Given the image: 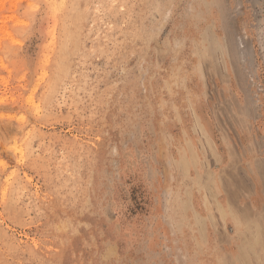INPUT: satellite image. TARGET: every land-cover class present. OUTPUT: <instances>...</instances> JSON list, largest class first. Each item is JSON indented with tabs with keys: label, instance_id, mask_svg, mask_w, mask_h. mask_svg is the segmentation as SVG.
<instances>
[{
	"label": "rangeland",
	"instance_id": "374dc122",
	"mask_svg": "<svg viewBox=\"0 0 264 264\" xmlns=\"http://www.w3.org/2000/svg\"><path fill=\"white\" fill-rule=\"evenodd\" d=\"M22 263L264 264V0H0V264Z\"/></svg>",
	"mask_w": 264,
	"mask_h": 264
},
{
	"label": "bare ground",
	"instance_id": "6f19581e",
	"mask_svg": "<svg viewBox=\"0 0 264 264\" xmlns=\"http://www.w3.org/2000/svg\"><path fill=\"white\" fill-rule=\"evenodd\" d=\"M72 1H74V0H72ZM75 4H76V2H75ZM75 4H74V6H75ZM78 5V4H77ZM72 8H75V7H72ZM68 15H70V14H68ZM76 15V14H75ZM78 15V14H77ZM77 17V16H76ZM70 19V18H69ZM72 19V18H71ZM74 19V18H73ZM76 19V18H75ZM74 19V20H75ZM78 20V19H77ZM79 21H80V19H79ZM69 22H72V21H69ZM78 23V22H77ZM74 24H76V23H74ZM78 26H79V24H78ZM71 27V26H70ZM75 29V28H74ZM69 30V29H68ZM67 30V31H68ZM73 31H75V30H73ZM77 31V30H76ZM70 32V31H69ZM67 34H68V32H67ZM71 36V35H70ZM205 36V35H204ZM204 38H206V37H204ZM230 39V41L232 40V38L231 37H229ZM65 39H66V37H65ZM73 40V39H72ZM204 40V39H203ZM71 40H69L68 42H70ZM215 42V41H214ZM214 42H213V44H214ZM242 42V41H241ZM205 43V42H204ZM209 43V42H208ZM220 43V42H219ZM199 44V43H198ZM240 44V43H239ZM208 45V44H207ZM204 46V45H203ZM240 46H241V44H240ZM208 47V46H207ZM200 48V47H199ZM205 48V47H204ZM204 48H203V50H204ZM206 49V48H205ZM208 49V48H207ZM210 51V50H209ZM208 51V52H209ZM197 52L198 51H196V54H197ZM204 54V53H203ZM198 64H199V62H198ZM199 66V65H198ZM198 71V70H197ZM175 110V109H174ZM194 112V111H193ZM194 114V113H193ZM199 124V123H198ZM194 125V124H193ZM195 126V125H194ZM200 127V126H199ZM197 128V127H196ZM211 128V127H210ZM199 129V128H198ZM198 131V130H197ZM207 136V135H206ZM206 139V138H205ZM211 140V139H210ZM209 140V141H210ZM212 141V140H211ZM210 141V142H211ZM174 142V141H173ZM224 142V141H223ZM183 143V142H182ZM206 143V142H205ZM209 143V142H208ZM226 143V142H225ZM211 144V143H210ZM188 145H189V143H188ZM209 145V144H208ZM212 145V144H211ZM190 147V146H189ZM177 148V147H176ZM210 148V147H209ZM214 148V147H213ZM178 149V148H177ZM191 151H192V149H191ZM201 151V150H200ZM213 151V150H212ZM193 152V151H192ZM202 152V151H201ZM191 154V153H190ZM197 154V153H196ZM202 155V154H201ZM216 155V154H215ZM181 156V155H180ZM179 156V157H180ZM192 156V155H191ZM198 156V155H197ZM203 156V155H202ZM185 157V156H184ZM185 159V158H184ZM191 159V158H190ZM201 159V158H200ZM202 160V159H201ZM201 160H200V162H201ZM180 161V160H179ZM181 161H182V159H181ZM186 162V161H185ZM184 162V164L186 165L187 163H185ZM204 162V161H203ZM191 163V162H190ZM197 163H198V161H197ZM196 165V164H195ZM184 170V169H183ZM211 170H209V172H210ZM212 172V171H211ZM181 173V172H180ZM196 173V172H195ZM192 174V173H191ZM199 175V174H198ZM192 176V175H191ZM214 176V175H213ZM183 178H185V177H183ZM183 178H181V179H183ZM194 178H196V177H194ZM178 179V178H177ZM180 179V178H179ZM186 179V178H185ZM189 179V178H188ZM213 179V178H212ZM187 180V179H186ZM186 180H184V181H186ZM190 180V179H189ZM192 180V179H191ZM198 180V179H197ZM200 180H202L201 179V177H200ZM179 181V180H178ZM178 181H176V182H178ZM181 182V181H180ZM200 183H201V181H199ZM182 183V182H181ZM204 183V182H203ZM218 183V182H217ZM205 185V184H204ZM177 186H180V185H177ZM182 187V186H181ZM199 187V186H198ZM218 188V187H217ZM182 189V188H181ZM190 189V188H189ZM206 189V188H205ZM207 190V189H206ZM213 191H214V189H213ZM216 191H217V189H216ZM219 191V190H218ZM213 193V192H212ZM192 194V193H191ZM190 196V195H189ZM180 198V197H179ZM191 200V199H190ZM212 200V199H211ZM215 200V199H214ZM175 201V200H174ZM183 201V200H182ZM219 201V200H218ZM229 201H230V199H229ZM204 202V201H203ZM207 202V201H206ZM221 202V201H220ZM174 203V202H173ZM175 204V203H174ZM207 206V205H206ZM229 206V205H228ZM220 208V207H219ZM221 208H223V206L221 207ZM230 208V207H229ZM170 209V208H169ZM172 209V208H171ZM170 209V210H171ZM180 211V210H179ZM238 211V210H237ZM240 212V211H239ZM246 212V211H245ZM171 214V213H170ZM193 214V213H192ZM201 214V213H200ZM211 214V213H210ZM248 214V213H247ZM251 214V213H250ZM187 215H188V213H187ZM176 216V215H175ZM210 216V215H209ZM232 216V215H231ZM186 217V216H185ZM247 217V216H246ZM188 218V217H187ZM249 218V217H248ZM205 219V218H204ZM211 219V218H210ZM246 219V218H245ZM255 219V218H254ZM212 220V219H211ZM262 220V219H261ZM258 221V220H257ZM188 222V221H187ZM178 223V222H177ZM250 223V222H249ZM181 224V223H180ZM199 224V223H198ZM206 224V223H205ZM191 226V225H190ZM202 226V225H201ZM249 226H250V224H249ZM255 226V225H254ZM262 226V225H261ZM180 227H178V229H179ZM189 228V227H188ZM202 229V228H201ZM198 232V231H197ZM205 232V231H204ZM192 233V232H191ZM206 233V232H205ZM204 233V234H205ZM193 234V233H192ZM191 234V235H192ZM249 234V233H248ZM251 234V233H250ZM183 235V234H182ZM253 235H254V237H253ZM185 236V235H184ZM189 236V235H188ZM249 237V236H248ZM255 237H257V232H253L252 231V237H251V240L248 242L250 245H255V243L257 244L258 242H256V240H255ZM187 238V237H186ZM197 238V237H196ZM242 238H247V237H242ZM250 238V237H249ZM258 238V237H257ZM192 239V238H191ZM208 240V239H207ZM182 241V240H181ZM197 241V240H196ZM205 241V240H204ZM189 242V241H188ZM241 242H242V240H241ZM46 243V242H45ZM182 243V242H181ZM192 243V242H191ZM261 243H262V241H261ZM261 243H259V244H261ZM245 244V243H244ZM263 244V243H262ZM183 246V245H182ZM195 246V245H194ZM193 246V247H194ZM261 246V245H260ZM263 246V245H262ZM190 247V246H189ZM192 247V246H191ZM20 248V247H19ZM195 248V247H194ZM248 248H250V247H245V248H243V247H241L240 248V253L238 254L239 256H241V257H245V256H248L250 253H248V255H246L247 254V251L249 250ZM34 249V248H33ZM183 249V248H182ZM34 251V250H33ZM207 251V250H206ZM24 252V251H23ZM40 252H42V251H40ZM47 252V251H46ZM255 252V251H254ZM29 253V252H28ZM37 253H39V252H37ZM44 253V252H43ZM205 253V252H204ZM23 254V253H22ZM196 254V253H195ZM201 254H202V252H201ZM256 254V253H255ZM197 255V254H196ZM237 255V256H238ZM28 256V255H27ZM38 256V255H37ZM200 256V255H199ZM238 256V257H239ZM255 256V255H254ZM43 257V256H42ZM256 257V256H255ZM28 258V257H27ZM247 258V257H246ZM18 259V258H17ZM34 259V258H33ZM60 259V258H59ZM240 259V258H239ZM251 259V258H250ZM256 259V258H255ZM254 259V260H255ZM16 260V259H15ZM21 260V259H20ZM55 260V259H54ZM212 260V259H211ZM246 260H248V259H246ZM34 261V260H33ZM208 261V260H207ZM251 261V260H250ZM260 261V260H259ZM22 262V261H21ZM52 262V261H51ZM246 262V261H245ZM249 262V261H248ZM20 263V262H19ZM240 263V262H239ZM242 263V262H241ZM23 264V263H22ZM246 264V263H245ZM247 264H249V263H247ZM250 264H252V263H250Z\"/></svg>",
	"mask_w": 264,
	"mask_h": 264
}]
</instances>
